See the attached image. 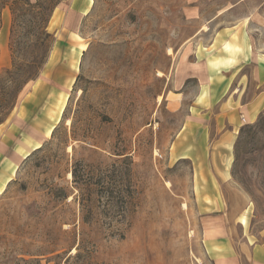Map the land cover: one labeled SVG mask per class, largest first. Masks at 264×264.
Masks as SVG:
<instances>
[{
    "label": "rangeland",
    "instance_id": "1",
    "mask_svg": "<svg viewBox=\"0 0 264 264\" xmlns=\"http://www.w3.org/2000/svg\"><path fill=\"white\" fill-rule=\"evenodd\" d=\"M28 1V16L1 15L0 125L27 105L19 127H34L40 144L0 194V264H211L203 228L217 206L234 241L242 231L264 240V111L236 139L229 182L199 184L177 157L199 83L173 89L180 58L222 56L211 46L221 27L243 26L264 59V0H93L70 35L82 45L76 71L67 54L49 66L48 26L65 0ZM11 43L30 77L17 94L16 74H4ZM51 94L62 110L45 135Z\"/></svg>",
    "mask_w": 264,
    "mask_h": 264
},
{
    "label": "crops",
    "instance_id": "2",
    "mask_svg": "<svg viewBox=\"0 0 264 264\" xmlns=\"http://www.w3.org/2000/svg\"><path fill=\"white\" fill-rule=\"evenodd\" d=\"M92 2L65 0L55 7L48 26L55 37L49 66L67 54L70 56L68 70L76 71L74 63L79 59L78 51L81 52L82 45L76 49L74 38L70 35L77 31ZM242 29L243 26H226L215 33L211 46L223 51L221 57L208 58V61L205 58L202 66L197 65L200 60L190 63L184 57L173 66L174 92L179 91L187 80L193 79L199 83V94L189 106V113L179 133L181 138L187 136V147L177 153L184 143L182 140V144L179 143L178 148L175 146L174 149L178 158L190 161L199 184L229 182L239 131L245 125L254 124L264 111V59L253 54L249 37ZM62 45L66 48L63 49ZM249 67V74L244 73ZM60 101L59 96H48L47 110L51 124L44 127L45 135L51 132L53 123L61 113ZM180 101L176 98L169 100V108L178 110ZM25 106L19 107L17 116L10 123L0 125V194L13 179L21 159L40 144L35 138L34 127L28 130L25 123L19 127V119H23L29 109ZM214 107H218L216 112L212 111ZM205 203L214 204L213 207L220 205L219 200L214 202L210 197L206 198ZM216 211L218 214H215ZM221 211V206L212 208L213 214L209 215L203 228V247L211 264H264V240L257 241L255 236L242 231L240 239L234 241L231 238L233 230L226 228L225 218L219 213ZM246 220V215L240 217L244 226ZM262 235L264 232L260 231L259 236Z\"/></svg>",
    "mask_w": 264,
    "mask_h": 264
},
{
    "label": "trees",
    "instance_id": "3",
    "mask_svg": "<svg viewBox=\"0 0 264 264\" xmlns=\"http://www.w3.org/2000/svg\"><path fill=\"white\" fill-rule=\"evenodd\" d=\"M18 1L19 0H0V29H1V15H2V12H3L4 9H6V8L9 9L11 14H13V16L15 18L16 14H17V16H18V14L23 16V17L24 16H28L29 15V11L26 10V8H34L33 7L34 5L30 4L28 0H22L21 3H19L20 1L19 2ZM21 5H23V7H21ZM17 7L20 8V9L18 10ZM30 18H32V16ZM11 33H12V30H11ZM10 50H11V53L13 54V58L11 60L9 69L5 70L4 74L6 76L9 75V74L10 75L16 74V78L13 81V93L17 94L21 90L23 85L30 79V77L21 68V66H20L21 62H17L16 61L17 58H14L15 57L14 56V48H13V44L12 43H11ZM9 83H11V82L9 81ZM11 98L14 99L15 96H12V93L10 92L9 96L7 97V100L11 99ZM10 102H11V100H10ZM10 102H9V105L6 108H8L9 106H12V102L11 103ZM241 130H242V128L240 129L239 133L241 132Z\"/></svg>",
    "mask_w": 264,
    "mask_h": 264
}]
</instances>
